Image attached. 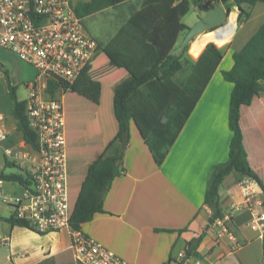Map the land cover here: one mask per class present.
I'll return each instance as SVG.
<instances>
[{
	"label": "crops",
	"instance_id": "obj_1",
	"mask_svg": "<svg viewBox=\"0 0 264 264\" xmlns=\"http://www.w3.org/2000/svg\"><path fill=\"white\" fill-rule=\"evenodd\" d=\"M83 1L88 0H72L75 5ZM140 1L126 0L116 6H109L82 16L84 20L88 16L106 14L111 8H121L116 15L109 16L112 21L109 18H102L100 22L103 28L99 35L91 34L84 26L99 45V51L88 70V75L101 83L98 103L84 98L98 107L105 102L103 106L108 104L112 114L109 113L107 118L102 119L107 132L100 133L94 144L85 150L86 154L92 156L85 162L82 180L88 163L102 153L108 141L116 133L113 93L131 78L127 70L111 64L101 49L109 43L131 13L140 7ZM243 8L247 14L237 23V29L242 30L246 24L253 22L256 30L264 21V2H257L254 5L243 4ZM234 13L236 17V12ZM183 17L181 21L188 27L196 21L188 23ZM111 22L114 25L109 29ZM237 29H234L226 42L215 43L223 51L222 59L160 164L155 162L131 120L129 138L121 158L123 170L112 180L104 197L105 212L96 213L91 220L81 225L84 233L132 264H164L169 258L179 261L181 259L178 254L185 253L186 243L199 235H202L201 240L191 256L199 261L198 264H264L263 237H259L248 226L250 214L246 210H238L230 219L229 228L236 238V243H232L226 237L216 240V228L212 222L209 223V213L203 203L211 170L213 166L226 161L231 138L228 107L233 84L223 78L221 70L232 66V52L239 49L255 31L251 34L241 32L239 41L236 45H232ZM185 31L186 29L177 34L171 49L175 55L180 54L178 47ZM203 33L205 32L200 34ZM195 38L184 51L183 57L186 59L196 60L209 42L206 41L201 50L195 54L191 51L192 45L198 43ZM3 50L6 49L0 47L1 54ZM0 59L3 60L1 56ZM105 66L111 72L107 85L102 84L98 72L100 67ZM10 69L14 74V67ZM91 70L93 77L90 75ZM71 94L77 93L71 92ZM82 103L91 106L90 103ZM11 109L12 106L7 113L0 110V114L5 117L10 132L6 143L14 145V132L18 131L11 116ZM240 125L249 164L264 185V91L255 95L249 104L241 107ZM19 137L22 138L21 135ZM114 148L115 144L106 151V154H112ZM0 170H3L1 166ZM238 180V173L230 172L220 184L219 205L223 212L228 211L240 199ZM11 213V207L0 205V216L9 217ZM27 230L29 229L12 225L7 220H0V264L10 262L73 264L71 251L68 248V236L63 244L54 238V242L58 244L52 243L48 247H24V245L19 247L20 243L34 237L31 235L33 231Z\"/></svg>",
	"mask_w": 264,
	"mask_h": 264
},
{
	"label": "trees",
	"instance_id": "obj_2",
	"mask_svg": "<svg viewBox=\"0 0 264 264\" xmlns=\"http://www.w3.org/2000/svg\"><path fill=\"white\" fill-rule=\"evenodd\" d=\"M124 1L126 0L83 1L75 5V11L79 16H85ZM215 2L222 4L228 12L231 11V6H236L239 23L247 14L243 4L254 5L264 0ZM192 4L202 11L210 7L201 0H141L140 7L131 13L109 43L102 47L101 50L111 64L127 70L131 78L113 93L112 105L117 130L102 153L87 165L72 205L70 225L73 228H81L96 213L105 212L104 197L112 180L123 170L122 154L118 155L117 149L121 142L128 141L131 120L138 127L155 162L160 164L222 59V49L213 42L206 43L196 60L183 57L187 46L179 55L171 52L178 32L188 28L181 18ZM231 56L232 66L221 70L223 78L233 84L228 107V126L231 130L228 156L226 161L213 166L203 198V203L211 210L209 217L212 221L223 216L219 205V188L223 178L230 172L238 173L239 179L243 175L254 178L264 195V185L249 164L240 125L241 107L264 91V21ZM0 66L12 99L11 116L15 121V128L22 139L34 147L36 135L28 125L25 101L17 98L16 86L10 83L7 70ZM89 68L90 66L68 84V88L69 91L98 103L101 83L89 77ZM182 71L187 72L185 77L177 80L175 76ZM50 86L55 87L56 82L51 81ZM53 92L50 90L51 95ZM113 144V153L106 154ZM116 159L119 160L117 165ZM4 166L9 164L4 161ZM0 176L19 179L18 175L4 173L3 170H0ZM1 219L12 225L26 226L25 223L14 220L11 215L0 216ZM201 237L199 235L186 243L187 259L194 254ZM187 259L184 260L183 257L175 261L169 258L164 264H186Z\"/></svg>",
	"mask_w": 264,
	"mask_h": 264
},
{
	"label": "built area",
	"instance_id": "obj_3",
	"mask_svg": "<svg viewBox=\"0 0 264 264\" xmlns=\"http://www.w3.org/2000/svg\"><path fill=\"white\" fill-rule=\"evenodd\" d=\"M201 1L210 6L215 3ZM82 20L72 0H0V47L36 70L32 80L24 84L23 99L28 125L36 135L35 146L22 138L14 145L3 146L4 160L18 169L13 174L19 179L0 176V202L12 208L14 220L25 223V228L34 233L64 230L73 264H132L81 228L70 225L73 204L68 187L62 96L69 91L68 84L91 66L99 51L97 40L85 30ZM51 81L56 82L55 87L50 86ZM9 134L5 117L0 114V144L8 140ZM237 184L239 201L212 221L216 240L226 237L236 243L229 222L238 210H246L250 229L264 236V195L259 183L243 175ZM15 185L20 193L15 192ZM204 208L210 215V208ZM184 255L179 253L178 257Z\"/></svg>",
	"mask_w": 264,
	"mask_h": 264
},
{
	"label": "rangeland",
	"instance_id": "obj_4",
	"mask_svg": "<svg viewBox=\"0 0 264 264\" xmlns=\"http://www.w3.org/2000/svg\"><path fill=\"white\" fill-rule=\"evenodd\" d=\"M119 9L121 8H111L107 11L108 13L106 14H96L93 16L85 17L83 20V24L91 34L95 36L96 34L99 35L101 29L103 28V25L100 22L102 21V18H109L112 21L111 17L109 16H111V14L116 15ZM233 12H236V15L238 14L236 6H231L230 14H233ZM202 14V11L195 8V6H193L192 4L190 5L188 12L184 15L183 19L184 21L191 23L194 20H197ZM113 25L114 24H112L111 22V25H109V29H111ZM235 26L236 30L237 22L235 23ZM255 26L256 25L253 22H249L244 26L242 30L237 29L236 36L232 45H236V43L239 41V34H241V32H245V34H251L255 30ZM0 56L4 61L9 62L7 64L0 59V65H2L4 69L7 70L10 83L16 86L17 98L24 99L26 96L24 84L32 80L36 73V70L31 65L26 64L25 62L18 59L14 53L8 50H3V53H0ZM11 67H14V74L11 73ZM98 72L101 75L100 78L102 79V84L107 85V81L110 79L111 76L110 70L105 66L100 67ZM186 73V71H182L178 73L175 78L179 80L185 77ZM90 75L93 77L92 70L90 71ZM62 101L65 110L66 120L65 129L67 137L68 187L71 202L73 204L80 187V182L82 180V176L85 169V162L86 160H88V158H90V156H92L91 154L88 155L89 153L86 154L85 150L87 149V147L92 146L94 144V142L97 140L96 138L100 133L107 132L105 122L102 119L107 118L109 113L112 114V109L108 106V104H106V106H103L105 102H103V104L98 107L92 104L91 102L87 101L84 97L77 94L73 95L69 91L64 92L62 96ZM82 102L90 103L91 106H85ZM11 106L12 99L10 98L8 86L6 85V79L4 77L3 70L0 66V110L3 113H7L9 112ZM19 136V133L15 131V143L20 138ZM5 143L6 141L0 144L1 169H3V172L5 173H17L18 169L14 166H2L4 161L3 146L5 145ZM14 190L16 193H20L21 189L17 185H15ZM0 205L4 204L0 202ZM31 235H34L33 239H30L22 244L20 243L19 247H22L23 245L24 247H48L52 243H57L54 242V238L57 239V241L61 244L67 241V234L64 230L52 231L43 234H34V232H31ZM187 262L193 264L194 259L191 257L188 261H186V263Z\"/></svg>",
	"mask_w": 264,
	"mask_h": 264
},
{
	"label": "water",
	"instance_id": "obj_5",
	"mask_svg": "<svg viewBox=\"0 0 264 264\" xmlns=\"http://www.w3.org/2000/svg\"><path fill=\"white\" fill-rule=\"evenodd\" d=\"M229 14L230 12H228L223 6H221L220 3H217V2L213 3L208 9L203 11V14L193 24H191L186 29L179 43L178 53H181L184 50V48L190 43V41H192L200 33L215 31L217 29L224 28L228 22ZM235 21L237 22V16H236ZM136 128L138 129L137 126ZM125 146H126L125 141L119 144V147L117 149L118 155L122 154ZM118 163H119V160L116 159L115 164L117 165ZM208 221L210 223L212 222V219L209 217ZM187 258H188V254L185 253L184 260H186Z\"/></svg>",
	"mask_w": 264,
	"mask_h": 264
},
{
	"label": "bare ground",
	"instance_id": "obj_6",
	"mask_svg": "<svg viewBox=\"0 0 264 264\" xmlns=\"http://www.w3.org/2000/svg\"><path fill=\"white\" fill-rule=\"evenodd\" d=\"M235 19V13L233 12V14H229L228 22L224 28L215 31L205 32L197 36L195 40H197L198 43L192 45L191 51L195 54L198 53L206 41L218 44L226 42L236 27Z\"/></svg>",
	"mask_w": 264,
	"mask_h": 264
}]
</instances>
